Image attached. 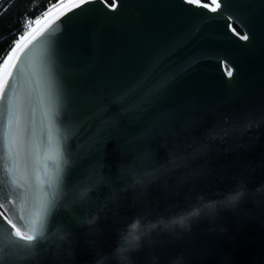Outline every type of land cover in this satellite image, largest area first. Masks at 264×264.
<instances>
[{
  "label": "water",
  "instance_id": "obj_1",
  "mask_svg": "<svg viewBox=\"0 0 264 264\" xmlns=\"http://www.w3.org/2000/svg\"><path fill=\"white\" fill-rule=\"evenodd\" d=\"M0 70L20 100L18 172L0 110V264H117L134 216L230 194L237 206L180 238L153 233L133 264H264V0H67ZM57 163L61 183L46 188ZM129 170L143 186H129ZM85 183L90 197L77 203ZM45 188L54 205L39 239L24 242L7 220L28 224L25 193L30 205ZM86 213L99 215L95 225L80 222Z\"/></svg>",
  "mask_w": 264,
  "mask_h": 264
},
{
  "label": "clouds",
  "instance_id": "obj_2",
  "mask_svg": "<svg viewBox=\"0 0 264 264\" xmlns=\"http://www.w3.org/2000/svg\"><path fill=\"white\" fill-rule=\"evenodd\" d=\"M129 186H143L145 183L144 175L136 171H128ZM92 187L85 183L82 187H78L75 193L77 203L86 201L91 194ZM235 194H230V198L226 197L228 203L221 204L216 201L205 200L202 196L197 198V203L191 205L187 209H183L176 214L168 217H158L155 220L148 219L147 216H135L119 234V242L112 252V257L117 264H133L132 253L138 252L144 246L145 242L152 243V235L155 232H164L173 234L176 238H180L183 233H190L192 225L201 219L212 220L218 216L221 210L234 208L238 205L239 199H232ZM99 220L97 213L85 214L81 223L92 226ZM70 233L62 232L59 235L61 241L68 239ZM109 257L100 256L97 264H107ZM158 258L153 257V264H156ZM170 264H184L183 256L174 258Z\"/></svg>",
  "mask_w": 264,
  "mask_h": 264
},
{
  "label": "snow or ice",
  "instance_id": "obj_3",
  "mask_svg": "<svg viewBox=\"0 0 264 264\" xmlns=\"http://www.w3.org/2000/svg\"><path fill=\"white\" fill-rule=\"evenodd\" d=\"M88 2H90V0H81V3ZM216 7H219V4H217ZM212 10L215 11L216 9L213 8ZM247 38V36L243 37V39ZM9 75H11L9 71L0 70V110H3L7 113L5 140L9 152V159L11 160V167L13 171L18 172L20 171L18 148V145L20 144V100L16 92L17 83L15 80L9 83V80L7 79ZM227 75L231 77L233 75L232 71L229 70ZM41 179H43L46 188L55 189L58 187L62 180V169L60 168V165L58 163L56 164L51 176L42 177ZM46 188L41 191L39 197L32 198L30 205L27 198V192L25 193V199L23 200V203L28 210L30 219L28 224H24V217L21 216L18 218L17 223H20L21 227L26 229V232L22 233L21 228L17 227V223H13L11 219L7 220V224L11 225V229H15L14 235L22 239L24 242L32 243L37 241L41 236L43 228L48 220L49 208L50 206L54 205L55 193L52 194V198H49ZM231 198L238 199L239 194H235V196ZM132 219L127 221L126 225L130 223ZM3 223L4 220L0 219V225ZM11 229H9V231H11Z\"/></svg>",
  "mask_w": 264,
  "mask_h": 264
},
{
  "label": "trees",
  "instance_id": "obj_4",
  "mask_svg": "<svg viewBox=\"0 0 264 264\" xmlns=\"http://www.w3.org/2000/svg\"><path fill=\"white\" fill-rule=\"evenodd\" d=\"M57 1L0 0V66L19 36L23 34L25 22L40 16Z\"/></svg>",
  "mask_w": 264,
  "mask_h": 264
},
{
  "label": "rangeland",
  "instance_id": "obj_5",
  "mask_svg": "<svg viewBox=\"0 0 264 264\" xmlns=\"http://www.w3.org/2000/svg\"><path fill=\"white\" fill-rule=\"evenodd\" d=\"M56 7V6H55ZM55 7H53V8H49V11L50 10H52V9H54ZM45 14V13H44ZM44 14H42V15H40V16H38V17H36V18H34V19H32V20H29V21H27V22H25V24L23 25V34L24 33H26L34 24H35V22H38L39 21V19L44 15ZM22 34V35H23ZM22 35H20V36H22ZM19 36V37H20Z\"/></svg>",
  "mask_w": 264,
  "mask_h": 264
},
{
  "label": "built area",
  "instance_id": "obj_6",
  "mask_svg": "<svg viewBox=\"0 0 264 264\" xmlns=\"http://www.w3.org/2000/svg\"><path fill=\"white\" fill-rule=\"evenodd\" d=\"M66 1H67V0H58L56 3L52 4L51 6H49L48 9L45 10L42 14L48 12L50 7L53 8V7H55V6H58V5H60V4L64 3V2H66ZM42 14H41V15H42Z\"/></svg>",
  "mask_w": 264,
  "mask_h": 264
},
{
  "label": "flooded vegetation",
  "instance_id": "obj_7",
  "mask_svg": "<svg viewBox=\"0 0 264 264\" xmlns=\"http://www.w3.org/2000/svg\"><path fill=\"white\" fill-rule=\"evenodd\" d=\"M203 1H207V0H203Z\"/></svg>",
  "mask_w": 264,
  "mask_h": 264
},
{
  "label": "bare ground",
  "instance_id": "obj_8",
  "mask_svg": "<svg viewBox=\"0 0 264 264\" xmlns=\"http://www.w3.org/2000/svg\"><path fill=\"white\" fill-rule=\"evenodd\" d=\"M63 4V3H62ZM61 5V4H60Z\"/></svg>",
  "mask_w": 264,
  "mask_h": 264
}]
</instances>
